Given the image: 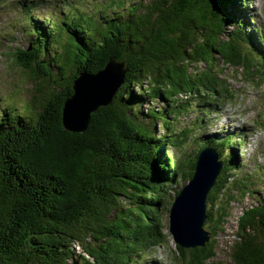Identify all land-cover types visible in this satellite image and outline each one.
Here are the masks:
<instances>
[{
	"label": "trees",
	"instance_id": "16d2710c",
	"mask_svg": "<svg viewBox=\"0 0 264 264\" xmlns=\"http://www.w3.org/2000/svg\"><path fill=\"white\" fill-rule=\"evenodd\" d=\"M57 3L64 25L50 16L36 35L25 6L29 45L10 52L32 94L20 111L0 108V264H207L212 239L175 243L169 260L149 253L167 245L162 211L194 169L196 155L183 165L172 149L211 146L223 162L206 198L212 237L235 194L254 192V175L235 174L242 129L194 134L211 105L234 98L220 64L246 78L263 71L264 39L251 36L244 0H107L96 15L73 6L74 23L71 4ZM110 60L123 64L122 84L84 131L67 130L61 109L73 80ZM230 241V264H264V192L235 216Z\"/></svg>",
	"mask_w": 264,
	"mask_h": 264
},
{
	"label": "rangeland",
	"instance_id": "374dc122",
	"mask_svg": "<svg viewBox=\"0 0 264 264\" xmlns=\"http://www.w3.org/2000/svg\"><path fill=\"white\" fill-rule=\"evenodd\" d=\"M37 0H0V108L7 106L9 113H15L23 109L24 105L30 100L31 96V82L25 75V72L16 67L10 58V52L14 51L16 46L26 47L29 45L30 37L25 34L28 24L31 23V27L34 34H37L36 29L40 28V20L43 19L45 23L50 16H56V24L58 26L64 25L65 20L60 18L58 7L57 11L51 10L54 8V4L58 6V0L56 3L53 0H41L37 1V6L31 11L33 21L26 17L21 5L24 3L35 4ZM71 5L64 13H71V16L66 20V23L77 22L78 14L75 12L73 6L84 13L97 14V11L107 0H67ZM125 5L130 2L143 4L148 0H122ZM46 6V7H45ZM103 8V7H102ZM102 8L100 10H102ZM125 8V7H124ZM123 8V9H124ZM126 10V9H125ZM244 10L247 12V18L250 20V31L253 30L252 35L254 41L258 44V40L255 37L261 35L264 39V0H244ZM86 15V14H84ZM58 16V17H57ZM87 19V18H86ZM26 20V22H25ZM29 22V23H28ZM37 22V23H36ZM25 26V27H24ZM222 76L227 80L229 89L231 90L234 98L229 100H222L220 102L221 108L211 105L207 111V115L203 118L202 130H195L194 134L204 132L205 136L212 135L211 133H218L219 130L234 131L238 128L244 127L245 142L242 147L238 148L237 163L242 167L239 169L237 177L243 175L247 177V174H252V181H255L254 185H251L252 197L246 194L242 198L241 194L237 192L235 199H232L228 203V215L226 216L227 222L223 226H219L221 229H214L215 233L210 240H215V256L208 260L207 264H230V238L232 230L235 228V216L239 213L243 206L254 203V198L257 194L264 192V68L260 75L255 78L244 77L241 68L232 67L229 65H222ZM208 106V105H207ZM206 108V106H205ZM5 111V110H4ZM3 111V112H4ZM188 116V115H187ZM196 114H189L187 119L181 117V121L193 119ZM256 124V127H255ZM205 128V129H204ZM240 138V137H239ZM201 140V139H200ZM193 139H189V142ZM202 141V140H201ZM194 142V141H193ZM185 146V145H184ZM181 147L180 150L172 149L175 157L178 156L180 160L185 158L186 154L191 156L196 155L200 146L195 143H187L186 147ZM219 158V155H218ZM190 158L183 161V165L188 164ZM259 168L255 170V168ZM263 173V175L261 174ZM256 173V174H254ZM261 176V177H259ZM258 177V178H257ZM188 181V180H187ZM187 181L178 182L174 186V189H170L169 202L166 205V209L162 211V217L165 224V228L168 234L167 245L164 247H158L150 250L149 257L158 261L173 258L174 255V240L168 232V210L173 200V193L178 191ZM209 207V202L206 203V210ZM216 206L213 207L212 212L215 213ZM212 226V225H211ZM210 227V226H209ZM209 227L204 224V229L210 231Z\"/></svg>",
	"mask_w": 264,
	"mask_h": 264
},
{
	"label": "water",
	"instance_id": "95a60500",
	"mask_svg": "<svg viewBox=\"0 0 264 264\" xmlns=\"http://www.w3.org/2000/svg\"><path fill=\"white\" fill-rule=\"evenodd\" d=\"M122 63L110 60L95 73L81 72L73 80V93L63 102L61 120L72 132L85 130L90 114L108 104L122 84ZM214 147L205 146L196 155L190 179L174 196L168 210V232L182 248L204 246L210 234L203 225L207 217L206 198L222 168Z\"/></svg>",
	"mask_w": 264,
	"mask_h": 264
}]
</instances>
